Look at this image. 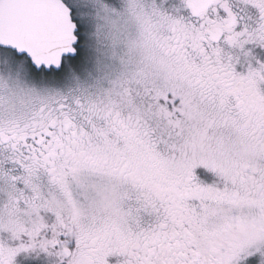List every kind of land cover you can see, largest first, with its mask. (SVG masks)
<instances>
[{"label":"snow or ice","instance_id":"obj_1","mask_svg":"<svg viewBox=\"0 0 264 264\" xmlns=\"http://www.w3.org/2000/svg\"><path fill=\"white\" fill-rule=\"evenodd\" d=\"M0 264H264V0H0Z\"/></svg>","mask_w":264,"mask_h":264}]
</instances>
